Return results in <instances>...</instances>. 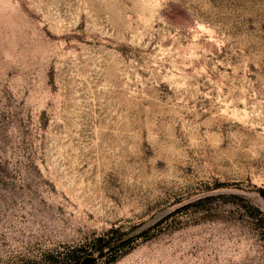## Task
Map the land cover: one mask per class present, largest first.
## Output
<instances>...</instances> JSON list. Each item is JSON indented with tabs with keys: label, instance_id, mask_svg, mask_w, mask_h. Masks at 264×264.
Listing matches in <instances>:
<instances>
[{
	"label": "rangeland",
	"instance_id": "obj_1",
	"mask_svg": "<svg viewBox=\"0 0 264 264\" xmlns=\"http://www.w3.org/2000/svg\"><path fill=\"white\" fill-rule=\"evenodd\" d=\"M262 188L264 0H0V264H264Z\"/></svg>",
	"mask_w": 264,
	"mask_h": 264
},
{
	"label": "water",
	"instance_id": "obj_2",
	"mask_svg": "<svg viewBox=\"0 0 264 264\" xmlns=\"http://www.w3.org/2000/svg\"><path fill=\"white\" fill-rule=\"evenodd\" d=\"M92 258V256L87 257L84 261H88Z\"/></svg>",
	"mask_w": 264,
	"mask_h": 264
},
{
	"label": "trees",
	"instance_id": "obj_3",
	"mask_svg": "<svg viewBox=\"0 0 264 264\" xmlns=\"http://www.w3.org/2000/svg\"><path fill=\"white\" fill-rule=\"evenodd\" d=\"M262 193L264 194V188L261 189Z\"/></svg>",
	"mask_w": 264,
	"mask_h": 264
}]
</instances>
